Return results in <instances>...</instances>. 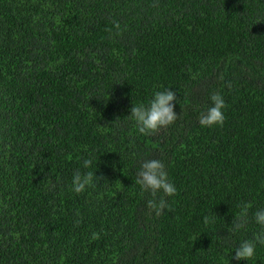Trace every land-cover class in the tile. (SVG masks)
I'll return each instance as SVG.
<instances>
[{
	"label": "trees",
	"instance_id": "1",
	"mask_svg": "<svg viewBox=\"0 0 264 264\" xmlns=\"http://www.w3.org/2000/svg\"><path fill=\"white\" fill-rule=\"evenodd\" d=\"M0 264H264V0H0Z\"/></svg>",
	"mask_w": 264,
	"mask_h": 264
}]
</instances>
